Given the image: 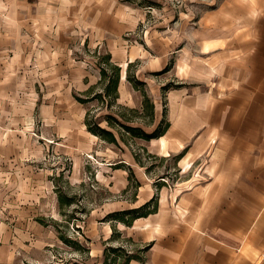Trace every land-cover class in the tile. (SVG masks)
<instances>
[{
	"label": "crops",
	"instance_id": "1",
	"mask_svg": "<svg viewBox=\"0 0 264 264\" xmlns=\"http://www.w3.org/2000/svg\"><path fill=\"white\" fill-rule=\"evenodd\" d=\"M190 5L183 16L171 9L173 15L139 33L146 16L132 1L0 0V45L12 42L16 55L48 57L51 74L75 69L77 90L85 97L100 90L101 75L88 60L74 62L70 55L85 47L104 51L121 68L117 107L140 114L142 101L127 80L129 65L146 83L154 104L152 130L163 119L168 128L159 138L138 141L161 164L174 157L179 179L171 191L160 183L156 192L138 177L137 206L156 197L157 211L124 227L136 250L149 246L144 262L130 264H264V0ZM27 45L30 52L21 50ZM172 78L179 86L163 92ZM65 89L67 96L55 105L59 111L44 116L48 139L59 144L85 116L79 109L77 120L72 118L70 87ZM124 165L139 168L133 152L111 170L123 174ZM121 205L108 213L134 209ZM26 226L28 231L17 232L28 239L30 231L35 238L44 229ZM5 242L0 264L12 250Z\"/></svg>",
	"mask_w": 264,
	"mask_h": 264
},
{
	"label": "rangeland",
	"instance_id": "2",
	"mask_svg": "<svg viewBox=\"0 0 264 264\" xmlns=\"http://www.w3.org/2000/svg\"><path fill=\"white\" fill-rule=\"evenodd\" d=\"M121 1L134 2L145 13L139 33L156 24L171 9L181 17L191 8V0ZM21 50L30 52L31 45ZM16 52L12 42L0 45V244L5 240L12 247L6 264H102L107 247H124L133 253L145 248L140 246L136 250L125 236L129 231L124 228L126 225L108 218L117 211L108 212L118 203L122 204L120 207H138L136 200L141 187L138 177L143 186L153 183L156 192L160 183H165L171 191L179 179L176 161L171 157L161 164L158 159L149 158L142 146L146 144L125 134L128 146L121 144L123 150L98 137L96 140L87 131L84 119L91 109V114L106 128L105 115L121 114L136 119L135 123L152 132L153 127H146L150 121L149 110L146 108L138 115L117 107V102L108 109L107 103L96 100L77 106L75 97L84 98L85 93L77 90L75 69L71 68L69 74L60 71L51 74L48 57L16 55ZM76 52L78 55H70L71 61L88 60L101 75L98 62L101 56L107 55L104 51L99 55L96 50L85 47ZM135 70L132 67L131 74ZM168 83L179 85L175 78ZM66 87H70L72 118L77 120L79 109L85 116L77 120L66 142L59 144L55 139H48L50 132L44 125V116L50 110L59 111L55 105L67 96ZM96 87L100 90H92L90 97L103 92L104 85ZM136 92L143 103L141 93ZM129 151L138 160L139 168L133 170L124 165L120 168L125 171L123 174L112 171ZM121 174L124 182L120 180ZM120 182L121 186H117ZM34 223L44 228L35 238L32 231L29 239L18 235V228L28 231L26 225ZM114 230L120 233L119 237L113 234ZM10 231L12 239L7 234ZM34 239L40 240L38 247L30 245Z\"/></svg>",
	"mask_w": 264,
	"mask_h": 264
},
{
	"label": "trees",
	"instance_id": "3",
	"mask_svg": "<svg viewBox=\"0 0 264 264\" xmlns=\"http://www.w3.org/2000/svg\"><path fill=\"white\" fill-rule=\"evenodd\" d=\"M98 66L101 70V80L99 84L104 85V90L102 93H96L92 97L87 96L85 98L76 96L75 99L77 102L87 105L92 101H98L99 103H107L106 106L109 109L114 105L118 99V85L120 81L121 68L111 61L110 55H104L100 57ZM133 65H129L127 72V80L132 85L135 91H139L143 97L142 103V112L147 108L150 112V121L146 124V127L153 126L154 119V104L150 99L146 88V83L138 80L135 74H131V69ZM108 80V81H107ZM107 83L105 84V82ZM179 85L167 84L163 87V92L169 90L173 87H178ZM126 108V107H122ZM128 111L135 114H140V111L137 109H129ZM116 115V116H115ZM107 114L104 117V120L107 123V127L104 128L100 125V122L97 121L95 115L91 114V109L87 110L85 117V125L87 131L92 135L100 138L101 140L113 144L119 149L123 150L121 143L128 146V142L125 140V135L130 136L133 140H144L150 141L155 138H159L164 134L168 128V123L165 124L163 121L155 128L152 132H146L142 127L135 125V120L133 118H127L121 114ZM165 116V112L163 114ZM116 133H115V132ZM125 134V135H124ZM147 154V152H146ZM150 158L151 156L147 154ZM135 156V155H134ZM136 162L138 160L135 158ZM131 169V173H132ZM157 211V198L154 197L150 201L146 202L142 206L134 209H126L122 211H117L108 216L111 220L119 221L131 227L133 222L142 217H146L149 214ZM115 236H120L116 230L113 231ZM114 237V236H113ZM149 250V246L137 250V253L130 252L124 247H107L104 251V261L102 264H130L132 260H139L144 262V255Z\"/></svg>",
	"mask_w": 264,
	"mask_h": 264
}]
</instances>
